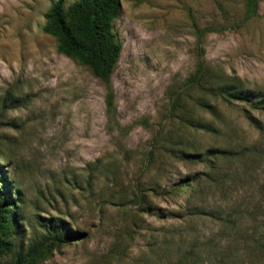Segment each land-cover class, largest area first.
I'll return each instance as SVG.
<instances>
[{
	"label": "rangeland",
	"instance_id": "obj_1",
	"mask_svg": "<svg viewBox=\"0 0 264 264\" xmlns=\"http://www.w3.org/2000/svg\"><path fill=\"white\" fill-rule=\"evenodd\" d=\"M56 1L0 0V163L11 184L0 186L13 192L22 221L1 264L47 226L84 238L39 264H179L192 245L198 264H216L208 249H252L243 242L262 231L264 110L186 85L197 68L194 24L240 22L206 36L203 60L264 97V0L244 23L246 0H121L113 116L102 80L43 32ZM177 95L185 110L176 115ZM216 148L230 154L209 156ZM139 187L143 213L133 204ZM191 210L201 215L189 219ZM226 215L234 224L218 222Z\"/></svg>",
	"mask_w": 264,
	"mask_h": 264
},
{
	"label": "trees",
	"instance_id": "obj_2",
	"mask_svg": "<svg viewBox=\"0 0 264 264\" xmlns=\"http://www.w3.org/2000/svg\"><path fill=\"white\" fill-rule=\"evenodd\" d=\"M260 0H246L244 12L241 22L244 23L252 18L256 13V8ZM66 0H57L52 3L51 7L44 14L45 24L43 25V32L56 40V50L68 58L76 61L79 65L88 67L91 72L101 79L105 89V105L112 116L115 114L116 107L114 105V94L112 88V76L121 54V41L118 38L114 23L121 14V0H77L70 5L65 6ZM240 23V22H239ZM232 25L231 27H224L221 24L206 25L199 27L194 24L195 32L198 39L197 44V68L193 76L190 77L186 87L189 89L197 88L204 93L205 96L212 98H219L223 101L236 99L244 103L257 106L264 110V97L260 93L243 90L237 83L230 82L225 79L220 73L212 74L211 70L205 65L203 60L204 39L210 33L218 30H234L240 24ZM180 95H177L173 101L171 112L172 114L181 113L184 107L179 103ZM202 106L213 113V106L201 100ZM177 115V114H176ZM230 152L216 148L209 152V156L227 157ZM201 181V180H200ZM0 183H4L9 187L11 184L7 180L6 174L2 171L0 163ZM189 182L183 180L181 187H188ZM198 183V182H196ZM13 192L4 189L0 186V257L9 254L14 249L13 235L20 231L21 223L18 215L19 211L15 201L13 200ZM196 194V191L187 199H190ZM147 195L142 188L137 189L136 198L133 204L139 206L138 210L142 213L149 209L147 206ZM144 207L146 209H144ZM189 209V208H188ZM198 210H191L186 217L191 219L195 216H200ZM219 223L223 225L234 224L235 220L226 215V218L220 220ZM262 228L261 234L250 236L244 240V244L251 245L250 250H238L215 247L208 249L213 251L215 255H219L216 264H227L234 258L237 261L241 260L243 255L247 256L248 264H264V218L260 220ZM135 226H137L135 224ZM84 234H74L68 228L61 227L54 229L52 226L45 228V234L37 242L28 245L26 252L18 251L13 264H39L47 260L54 251L72 240H81ZM162 247L168 243H161ZM207 244L201 246V249H206ZM200 248L192 245L187 253L182 257L179 264H198L197 259ZM164 254L158 256L159 260H163ZM1 264V261H0ZM200 264V263H199ZM201 264H204L201 263ZM240 264V262H239ZM241 264H244L241 263Z\"/></svg>",
	"mask_w": 264,
	"mask_h": 264
}]
</instances>
